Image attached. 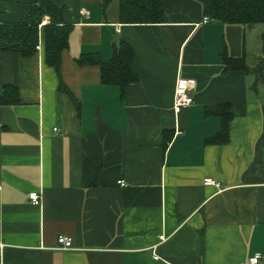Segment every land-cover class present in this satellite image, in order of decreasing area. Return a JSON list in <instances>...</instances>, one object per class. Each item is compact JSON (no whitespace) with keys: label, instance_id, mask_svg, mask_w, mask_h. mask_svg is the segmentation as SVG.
<instances>
[{"label":"crops","instance_id":"1","mask_svg":"<svg viewBox=\"0 0 264 264\" xmlns=\"http://www.w3.org/2000/svg\"><path fill=\"white\" fill-rule=\"evenodd\" d=\"M50 1L71 27L60 79L42 29L35 55H0V86L20 98L0 104V264H264V33L203 23L202 0H161L152 25L103 16L102 0ZM30 11L0 0L2 23ZM122 42L137 78L124 95L77 63H108ZM224 56L247 72L224 73ZM179 79L195 82L194 102L175 114ZM225 104L229 140L215 144L222 119L206 111Z\"/></svg>","mask_w":264,"mask_h":264},{"label":"trees","instance_id":"2","mask_svg":"<svg viewBox=\"0 0 264 264\" xmlns=\"http://www.w3.org/2000/svg\"><path fill=\"white\" fill-rule=\"evenodd\" d=\"M31 11L19 23L5 24L0 21V55L15 53L20 57H31L37 53L39 35L42 29L43 52L47 66L53 68L60 79L61 54L68 47L71 27L63 19V7H57L50 0H22ZM111 3L118 5V22L127 25L159 24L163 18L161 0H102L100 4L103 16ZM205 17L213 22L243 27L264 24V0H202ZM46 20V21H45ZM46 24L44 25V23ZM264 52V34L261 37ZM133 50L122 42L113 50L108 63H102L93 55L77 60L79 65H97L101 71V83L106 86H118L124 95L125 88L137 81L132 72ZM224 73L231 71L247 72L242 58H222ZM264 73V65L258 68ZM0 104L16 106L20 104L18 91L13 86H0ZM58 90L67 93L76 105V101L59 80ZM208 115H217L222 119L220 132L211 140L215 144H225L229 140V124L232 119L231 106L220 105L206 111Z\"/></svg>","mask_w":264,"mask_h":264},{"label":"built area","instance_id":"3","mask_svg":"<svg viewBox=\"0 0 264 264\" xmlns=\"http://www.w3.org/2000/svg\"><path fill=\"white\" fill-rule=\"evenodd\" d=\"M211 20L207 17L203 18V23H209ZM37 51H41L40 44L36 47ZM195 86L193 80H183L179 79L176 83L175 92H174V101H173V112L179 114L182 110L191 106L194 102L193 96L191 94L192 89ZM57 130H54L56 132ZM121 186H125L123 182H119ZM205 186L215 185L214 182L210 179L204 181ZM29 200L34 206H39L41 204V197L37 193H31L28 196ZM57 244L61 250H70L72 247V242L69 238L59 236L57 239ZM260 255L256 254L249 259L248 264H260ZM155 260L159 258L155 257Z\"/></svg>","mask_w":264,"mask_h":264},{"label":"rangeland","instance_id":"4","mask_svg":"<svg viewBox=\"0 0 264 264\" xmlns=\"http://www.w3.org/2000/svg\"><path fill=\"white\" fill-rule=\"evenodd\" d=\"M107 12L109 18L112 19L113 17L116 16L115 18H117L118 21V5L116 3H111L107 8ZM254 30H256L254 32L264 33V24L256 25Z\"/></svg>","mask_w":264,"mask_h":264},{"label":"water","instance_id":"5","mask_svg":"<svg viewBox=\"0 0 264 264\" xmlns=\"http://www.w3.org/2000/svg\"><path fill=\"white\" fill-rule=\"evenodd\" d=\"M250 28V27H249Z\"/></svg>","mask_w":264,"mask_h":264}]
</instances>
